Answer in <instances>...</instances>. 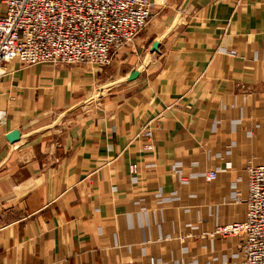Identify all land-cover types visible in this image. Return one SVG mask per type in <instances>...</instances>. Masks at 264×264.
<instances>
[{
    "label": "crops",
    "instance_id": "obj_1",
    "mask_svg": "<svg viewBox=\"0 0 264 264\" xmlns=\"http://www.w3.org/2000/svg\"><path fill=\"white\" fill-rule=\"evenodd\" d=\"M5 70L0 264H235L203 232L264 158V0H153L108 66Z\"/></svg>",
    "mask_w": 264,
    "mask_h": 264
},
{
    "label": "built area",
    "instance_id": "obj_2",
    "mask_svg": "<svg viewBox=\"0 0 264 264\" xmlns=\"http://www.w3.org/2000/svg\"><path fill=\"white\" fill-rule=\"evenodd\" d=\"M0 6V79L6 65L15 61L25 66H108L153 16L152 0H0ZM142 137L147 141L144 149L153 152L152 130L146 129ZM221 173L210 170L206 183L216 182ZM243 173L244 221L217 223L203 236L237 239L235 264H264V158L259 164L248 163ZM232 199L237 200V194Z\"/></svg>",
    "mask_w": 264,
    "mask_h": 264
},
{
    "label": "rangeland",
    "instance_id": "obj_3",
    "mask_svg": "<svg viewBox=\"0 0 264 264\" xmlns=\"http://www.w3.org/2000/svg\"><path fill=\"white\" fill-rule=\"evenodd\" d=\"M152 3H153V0H152ZM152 11H153V8H152ZM143 31H144V30H143ZM143 31H142V32H143ZM142 32H141V33H142ZM141 33H140V34H141ZM140 34H139V35H140ZM52 65H56V64H52ZM62 65H64V64H62ZM69 66H70V65H69ZM89 67H93V66H89ZM203 235H204V232H203ZM205 236H207V235H205ZM207 237H208V236H207ZM209 238H210V237H209ZM210 239H214V238H210Z\"/></svg>",
    "mask_w": 264,
    "mask_h": 264
}]
</instances>
